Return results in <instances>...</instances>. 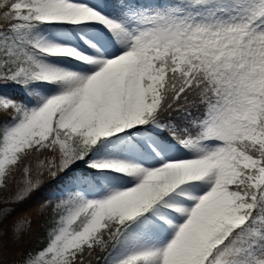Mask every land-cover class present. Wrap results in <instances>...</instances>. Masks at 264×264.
Segmentation results:
<instances>
[{"label": "snow or ice", "instance_id": "1", "mask_svg": "<svg viewBox=\"0 0 264 264\" xmlns=\"http://www.w3.org/2000/svg\"><path fill=\"white\" fill-rule=\"evenodd\" d=\"M94 259L264 264V0H0V264Z\"/></svg>", "mask_w": 264, "mask_h": 264}, {"label": "trees", "instance_id": "2", "mask_svg": "<svg viewBox=\"0 0 264 264\" xmlns=\"http://www.w3.org/2000/svg\"><path fill=\"white\" fill-rule=\"evenodd\" d=\"M10 93L19 95L18 89H8ZM48 185L46 184L43 189L37 193H33L27 200L23 203L6 205L10 207L13 211L5 221V226L10 227L17 219L25 216L32 217V231L23 237V241L19 247L13 246L11 249V259L16 258L17 252H26L28 249L42 248L44 245L40 241L45 235L44 228L41 224L47 219L46 215H38V210L40 205L44 202L45 198L49 195ZM50 211V210H49ZM93 264H97L96 260H93ZM99 264H103L101 260Z\"/></svg>", "mask_w": 264, "mask_h": 264}]
</instances>
